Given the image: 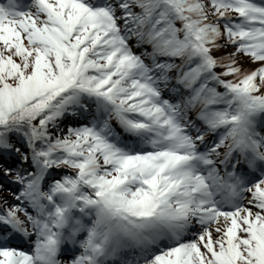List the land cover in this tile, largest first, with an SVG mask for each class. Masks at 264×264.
Returning a JSON list of instances; mask_svg holds the SVG:
<instances>
[{"label":"snow or ice","instance_id":"1","mask_svg":"<svg viewBox=\"0 0 264 264\" xmlns=\"http://www.w3.org/2000/svg\"><path fill=\"white\" fill-rule=\"evenodd\" d=\"M0 264H264V0H0Z\"/></svg>","mask_w":264,"mask_h":264}]
</instances>
